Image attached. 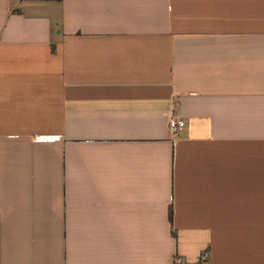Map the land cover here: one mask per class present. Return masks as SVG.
Returning a JSON list of instances; mask_svg holds the SVG:
<instances>
[{
	"label": "crops",
	"instance_id": "crops-1",
	"mask_svg": "<svg viewBox=\"0 0 264 264\" xmlns=\"http://www.w3.org/2000/svg\"><path fill=\"white\" fill-rule=\"evenodd\" d=\"M0 264H264V0H0Z\"/></svg>",
	"mask_w": 264,
	"mask_h": 264
},
{
	"label": "built area",
	"instance_id": "built-area-1",
	"mask_svg": "<svg viewBox=\"0 0 264 264\" xmlns=\"http://www.w3.org/2000/svg\"><path fill=\"white\" fill-rule=\"evenodd\" d=\"M186 128V122L178 117H171L169 120V130L170 133L175 136L179 134L182 130ZM47 138L45 137H37L36 140L41 141V140H46ZM206 258V256H204ZM178 263H182L180 260H177Z\"/></svg>",
	"mask_w": 264,
	"mask_h": 264
}]
</instances>
